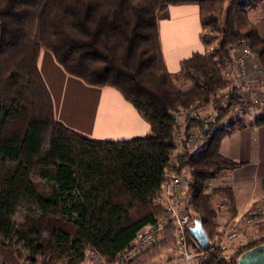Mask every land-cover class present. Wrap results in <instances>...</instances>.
I'll list each match as a JSON object with an SVG mask.
<instances>
[{
    "label": "trees",
    "instance_id": "obj_1",
    "mask_svg": "<svg viewBox=\"0 0 264 264\" xmlns=\"http://www.w3.org/2000/svg\"><path fill=\"white\" fill-rule=\"evenodd\" d=\"M263 1L0 0V249L17 264H84L91 249L112 262L142 227L162 220L158 199L176 132L170 114L233 89L225 73L233 70L231 49L241 40L264 70V41L249 18ZM190 5L199 10L200 41L214 49L182 61L172 75L159 21L169 7ZM41 50L67 76L118 92L148 123L150 136L98 141L57 122L37 68ZM231 106L215 108L216 125ZM244 127L241 121L219 131L208 126L204 144L173 168L189 178L186 206L213 244L204 264H237L242 253L264 244L227 255L215 243L223 231L214 200L223 203L228 225L236 211L231 189L212 185L240 167L221 156L220 144ZM193 128L204 126L189 121ZM189 243L199 251L190 237Z\"/></svg>",
    "mask_w": 264,
    "mask_h": 264
},
{
    "label": "crops",
    "instance_id": "obj_2",
    "mask_svg": "<svg viewBox=\"0 0 264 264\" xmlns=\"http://www.w3.org/2000/svg\"><path fill=\"white\" fill-rule=\"evenodd\" d=\"M249 18L264 41V1ZM159 35L170 74L179 73L180 63L192 55H203L214 49L200 41L199 10L193 5L169 7L159 21ZM37 68L52 98L55 120L68 129L89 139L112 143L150 136L148 123L115 90L88 87L67 76L46 50L40 51ZM257 120H264V100L240 120L245 127L220 144L221 156L240 165L212 185L229 188L233 194L236 216L230 225L223 203L214 200L220 213V229L224 232L235 227L237 233L234 240L223 246L227 255L264 239V126H255ZM248 214L254 218L245 221Z\"/></svg>",
    "mask_w": 264,
    "mask_h": 264
},
{
    "label": "built area",
    "instance_id": "obj_3",
    "mask_svg": "<svg viewBox=\"0 0 264 264\" xmlns=\"http://www.w3.org/2000/svg\"><path fill=\"white\" fill-rule=\"evenodd\" d=\"M233 70H227L225 75L231 79L232 90L217 93L208 103L196 104L189 109L172 112L170 120L176 129L173 136L174 148L171 152V167L164 172V183L158 199L166 216L154 223L142 227L131 241L128 249L117 254L112 262H107L99 253L91 249L89 264H134L145 253L155 249L162 240H171L176 262L171 264H204L207 260L205 252L196 251L189 243L187 232L191 222L187 204V186L189 178L175 174L173 168L178 157L193 153L204 144V129H187L189 121H198L204 128L212 126L216 131L238 123L242 118L251 114L264 100L262 92L264 70L258 58L252 54L247 43L241 40L232 47ZM233 99H236L233 106ZM230 107L227 116L216 125L215 108ZM209 136V130H208ZM210 183H205V190L210 192ZM235 227L224 231L216 245L223 247L228 241L236 238Z\"/></svg>",
    "mask_w": 264,
    "mask_h": 264
},
{
    "label": "water",
    "instance_id": "obj_4",
    "mask_svg": "<svg viewBox=\"0 0 264 264\" xmlns=\"http://www.w3.org/2000/svg\"><path fill=\"white\" fill-rule=\"evenodd\" d=\"M204 135L208 137V128H204ZM191 222L188 225L187 232L189 237L202 252L212 249L213 244L205 232L201 220L190 213ZM237 264H264V244L257 245L237 258Z\"/></svg>",
    "mask_w": 264,
    "mask_h": 264
},
{
    "label": "rangeland",
    "instance_id": "obj_5",
    "mask_svg": "<svg viewBox=\"0 0 264 264\" xmlns=\"http://www.w3.org/2000/svg\"><path fill=\"white\" fill-rule=\"evenodd\" d=\"M162 18H164V15L161 16L160 20H162ZM211 47L214 48V46H211ZM177 74H172V75H177ZM186 198H187V195H186ZM176 261L177 259H176V255L173 252L172 241L162 240L155 249L149 251L147 254L142 256L139 263L141 264H171ZM0 264H17V262H16V259L9 254V252L0 249ZM84 264H89V259Z\"/></svg>",
    "mask_w": 264,
    "mask_h": 264
}]
</instances>
